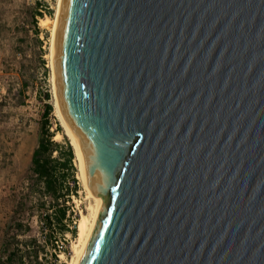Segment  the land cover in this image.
<instances>
[{"label":"water","instance_id":"1","mask_svg":"<svg viewBox=\"0 0 264 264\" xmlns=\"http://www.w3.org/2000/svg\"><path fill=\"white\" fill-rule=\"evenodd\" d=\"M53 72L102 198L77 264H264V0H61Z\"/></svg>","mask_w":264,"mask_h":264},{"label":"rangeland","instance_id":"2","mask_svg":"<svg viewBox=\"0 0 264 264\" xmlns=\"http://www.w3.org/2000/svg\"><path fill=\"white\" fill-rule=\"evenodd\" d=\"M56 10L57 0H0V256L5 255L6 241L12 243L11 248L16 243L22 247L20 240L35 237L45 247V255L39 254L45 264H68L80 216L87 213L91 200L79 175L74 146L55 109L50 45ZM46 105L51 109L44 115ZM41 125L57 143L49 154L58 198L45 192L43 180L32 171ZM64 135L74 149L66 165L62 164L67 150ZM73 177L76 191L71 190ZM60 208L65 209V216L58 220ZM70 226L76 233L71 232L66 242ZM56 242L66 243V252L59 253Z\"/></svg>","mask_w":264,"mask_h":264},{"label":"trees","instance_id":"3","mask_svg":"<svg viewBox=\"0 0 264 264\" xmlns=\"http://www.w3.org/2000/svg\"><path fill=\"white\" fill-rule=\"evenodd\" d=\"M51 109L50 105H46L45 114L46 115ZM41 135L39 136L37 146L33 150L31 162H32V171L35 175L43 180L44 190L45 192L52 195L54 198H58L59 193H57V185L54 180V164L53 159L50 158L49 151L51 146L57 145L56 142L51 140V136L48 133V130L45 128L44 125H41ZM67 141V150H66V157L63 165H66L70 162V159L74 155V149L72 144L69 142L68 138L64 135ZM78 186L77 179L73 177V188L71 190L76 191ZM65 216V209H59V216L57 217L58 220H61L62 217ZM48 226L50 229L52 228L53 224L50 221V217H46ZM19 226H22L19 223ZM65 227H62V230ZM22 230V229H18ZM72 233H76L75 227L71 229ZM16 235L12 236V239L17 242L18 240L15 239ZM11 242L5 243L4 249L5 255L0 256V264H45L40 258L39 254L42 252L45 255V247L38 243V240L35 237H28L25 239L20 240V245L22 247H18L16 243L15 246L17 247H10ZM52 243L51 245H53ZM55 261L57 260V255L54 253Z\"/></svg>","mask_w":264,"mask_h":264},{"label":"bare ground","instance_id":"4","mask_svg":"<svg viewBox=\"0 0 264 264\" xmlns=\"http://www.w3.org/2000/svg\"><path fill=\"white\" fill-rule=\"evenodd\" d=\"M60 1L61 0H57V10H56V14L55 17L52 21V28H51V45H50V55H51V59H50V66L52 69V77H53V84H54V92H55V109L56 112L58 114V117L60 119V123L63 126L66 134L68 135V137L70 138L74 149H75V153L78 157V162H79V168H80V176H81V180L82 183L84 185L85 191L87 192L88 197L90 198L91 202L88 205V211L87 213H83L80 216L79 222H78V236H77V240L73 243L72 246V256L68 262V264H77L78 259L82 253V250L86 244V241L91 233V230L93 228L96 216L98 214L101 202H102V198L95 194L89 187H87V185L85 184L84 181V176H83V164H84V160H83V154L82 151L80 149V146L78 145L77 141L75 140L74 136L72 135V133L70 132L65 119L63 117L60 105H59V101H58V96H57V91H56V84H55V78H54V72H53V45H54V36H55V30H56V23H57V17H58V11H59V6H60ZM62 256V255H61Z\"/></svg>","mask_w":264,"mask_h":264},{"label":"built area","instance_id":"5","mask_svg":"<svg viewBox=\"0 0 264 264\" xmlns=\"http://www.w3.org/2000/svg\"><path fill=\"white\" fill-rule=\"evenodd\" d=\"M71 222L73 223V226H75L76 220L72 219ZM67 238L65 239L66 242H68L71 238V226H70V231H68V233H66ZM55 249L59 252V253H64L67 250V244L64 242H60V243H55Z\"/></svg>","mask_w":264,"mask_h":264}]
</instances>
